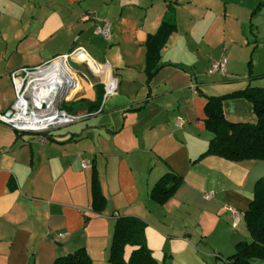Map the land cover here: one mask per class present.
Instances as JSON below:
<instances>
[{"label": "crops", "instance_id": "1", "mask_svg": "<svg viewBox=\"0 0 264 264\" xmlns=\"http://www.w3.org/2000/svg\"><path fill=\"white\" fill-rule=\"evenodd\" d=\"M224 1L220 12L216 0H0V113L17 99L13 73L78 49L83 56L73 60L86 64L87 74L79 72L86 81L71 68L76 75L71 73L69 85L78 82L80 89L67 102H96L110 76L117 83L101 112L74 113H106L80 137L56 136L53 130L43 142L37 134L0 124V264H54L80 248L94 264H109L115 221L125 216L147 224V245L158 264L197 261L202 250L228 264L236 245L251 241L244 214L264 177V161L201 158L213 138L205 123L206 96L259 87L264 78L254 75L255 60L248 77L233 67L211 73L215 60L206 74L220 75L201 78L196 64L205 48H218L216 41L225 53L264 52V0ZM165 19L176 30L161 51L163 67L148 82L146 42ZM106 21L109 41L97 33ZM100 38L108 48L98 46ZM124 43L131 50L120 54ZM170 48L181 55L175 58ZM191 54L195 62L184 58ZM93 62L108 66L110 74L95 75ZM89 73L101 80L93 82ZM224 111L234 122L258 121L246 99L226 100ZM82 160L96 170L107 199L102 214L92 211L93 169L82 168ZM169 172L183 183L159 204L151 193ZM233 210L241 215L236 227Z\"/></svg>", "mask_w": 264, "mask_h": 264}, {"label": "trees", "instance_id": "2", "mask_svg": "<svg viewBox=\"0 0 264 264\" xmlns=\"http://www.w3.org/2000/svg\"><path fill=\"white\" fill-rule=\"evenodd\" d=\"M176 25L165 19L155 34H150L146 42V73L150 82L163 67L161 51L170 36L175 32ZM101 88V86H100ZM102 89V88H101ZM246 99L253 104L258 117L257 123L234 122L227 118L224 102L228 99ZM104 99L100 91L96 102L85 99L65 102L63 108L70 113L85 110L87 113L97 112ZM205 115L206 128L212 133L208 149L201 155L218 156L233 162L244 160L264 161V88L248 86L221 96H206ZM94 167V166H93ZM92 174V211L102 214L107 205L97 177L96 170ZM183 183V178L174 172L164 175L152 190L151 196L159 204H165ZM251 241L236 245L233 255L228 257V264H256V260L264 259V177L255 187L253 200L249 210L244 214ZM147 224L134 216L119 217L115 221L109 264H158L152 250L147 245ZM133 250L126 258L127 248ZM54 264H94L85 248L73 253L58 256Z\"/></svg>", "mask_w": 264, "mask_h": 264}, {"label": "built area", "instance_id": "3", "mask_svg": "<svg viewBox=\"0 0 264 264\" xmlns=\"http://www.w3.org/2000/svg\"><path fill=\"white\" fill-rule=\"evenodd\" d=\"M110 28V23L106 21L102 28H98L97 33L109 41L111 40ZM83 53V49H78L71 55L57 57L43 65L23 68L13 73L17 99L9 111L0 113V124L7 125L19 133L37 134L43 142H46L49 133L53 130L80 121L83 116L72 114L62 107L64 97L68 99L69 96L61 93V86L73 73L69 61L81 59ZM227 64L226 58L221 59L212 65L211 73L225 74ZM93 72L103 77L102 73ZM104 91L105 98L117 92V83L112 76L109 77L108 82H105ZM39 103L41 107L36 106ZM81 166L84 169L92 168L87 160H82ZM211 197L212 193H209L207 198ZM233 218V226L236 227L241 219L240 213L233 210ZM65 235L63 233L59 236L64 237Z\"/></svg>", "mask_w": 264, "mask_h": 264}, {"label": "rangeland", "instance_id": "4", "mask_svg": "<svg viewBox=\"0 0 264 264\" xmlns=\"http://www.w3.org/2000/svg\"><path fill=\"white\" fill-rule=\"evenodd\" d=\"M217 1H218V4H219L220 12H223L226 1H224V0H216V2ZM183 22L185 23L184 20H183ZM183 26H184V24H182V21H180L179 28L181 27V30H182ZM100 39L101 40L97 42L98 46L103 47V49H106V47L108 48L109 47L108 42H105V40L103 38H100ZM214 44L217 45L218 48H216L212 53L209 51L208 48H205V51L202 53L201 59L196 64V68L198 69L199 73L203 76V77L201 76L202 79H205L204 76H207L208 78H210V77L211 78L218 77L220 74H215V75L209 77L208 74H206V72L211 67V63L213 61H215V60L216 61H220L223 58H226L228 60L227 69L230 71L231 67H233L234 70H236L237 74L239 76H241L242 78L248 77L249 64H250L251 61L253 63V60H255L254 75L264 74V52H261V53L259 52L255 57L253 56L252 49H248L245 52H240V53L239 52H233L232 54H230V53H225L224 52L223 45H222L221 41L220 42L216 41V42H214ZM130 50H131L130 46L126 45L124 43L123 47L122 48L120 47V49H118L117 52L121 54L124 51L127 52V51H130ZM169 53L173 54L175 58H178L181 55V52L178 49H174V50L171 49L169 51ZM169 53L165 54L164 60L168 56H170ZM110 58H111V55H110ZM127 58H128V54H127ZM184 58L188 62H195L196 61L195 56L192 55V54L191 55H186V56H184ZM84 59H85V57H84ZM110 62H111V60H110ZM69 64H70V67L73 70L77 71L78 73L79 72L86 73L87 67H86L85 63H82V62H79V61L71 59L69 61ZM93 64H95V63L93 62ZM78 76L81 79V81L84 82L85 79L82 77V74L79 73ZM89 76H90L89 79H91L95 83H97V82H99L101 80L99 78H94L92 76V74H90V73H89ZM263 79L261 80V82L259 81L257 83L258 84L257 86L264 88V80ZM253 80L257 81L256 79H253ZM79 89H80V85H79L78 82H77V84L75 86L70 87L68 92H67V94H64V95H68L69 96V97H67L68 99H66V100L67 101L70 100V97H73L79 91ZM208 90L210 92H215V89H213V88L212 89L209 88ZM72 91H73V93H72ZM217 92H219V91H217ZM78 96L79 95H77V97ZM108 98H105V96H104V99H103L104 104L106 103ZM67 101H65V102H67ZM252 106H253V104H252ZM105 114L106 113L101 114L99 116H92V117H88V118H82L80 121H77V122H75V123H73L71 125L55 129L54 130V134L56 136H59V134H61L62 136H67V135L74 134V135H77L78 137H80V135H82L88 127L97 126L98 124H100L102 122V117H104ZM95 129L97 130L98 128H94L93 135H92L93 138L95 137ZM131 251H132V248L128 247L127 252H126V258H128L130 256ZM201 252L202 253L200 254V257H201L200 259H198L197 261L196 260H194V261L190 260L186 264H221V260L219 258H216L214 255H211V256L208 255V253L205 252L204 250H202ZM210 254H212V253H210ZM225 259H226V257H225ZM222 263H225V262L222 261ZM172 264H180V263L179 262H174ZM259 264H264V262H261Z\"/></svg>", "mask_w": 264, "mask_h": 264}, {"label": "bare ground", "instance_id": "5", "mask_svg": "<svg viewBox=\"0 0 264 264\" xmlns=\"http://www.w3.org/2000/svg\"><path fill=\"white\" fill-rule=\"evenodd\" d=\"M91 69L93 71H95L96 73H102L103 74V77L105 78L106 77V73H108V75L110 74V68L108 66L106 67H100L99 65H93L91 67ZM105 72V73H104ZM72 87V83L69 85V81L67 80L62 86H61V93L63 92V94H67V90L68 88ZM57 87H55L56 89Z\"/></svg>", "mask_w": 264, "mask_h": 264}, {"label": "water", "instance_id": "6", "mask_svg": "<svg viewBox=\"0 0 264 264\" xmlns=\"http://www.w3.org/2000/svg\"><path fill=\"white\" fill-rule=\"evenodd\" d=\"M65 101H67V100H66V97H64V101H63V103H62V106H63V104L65 103ZM36 106H37V107H41L40 103H39V104H36Z\"/></svg>", "mask_w": 264, "mask_h": 264}]
</instances>
